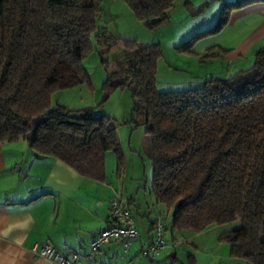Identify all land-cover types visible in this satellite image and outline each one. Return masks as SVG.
Wrapping results in <instances>:
<instances>
[{"label":"trees","instance_id":"obj_1","mask_svg":"<svg viewBox=\"0 0 264 264\" xmlns=\"http://www.w3.org/2000/svg\"><path fill=\"white\" fill-rule=\"evenodd\" d=\"M99 1L0 0V143L24 140L36 156L54 157L96 180L105 178L110 151L117 173L124 171L110 115L97 107L52 106L54 91L89 81L81 61L94 35L106 65L108 53L121 48L103 87L130 90L129 121L149 135L151 191L169 215L175 210L172 233L236 220L238 229L220 234L230 256L264 264V45L249 67L229 77L159 91L160 44L121 39L99 27ZM174 1L125 0L149 26L164 21ZM253 1L226 0L216 31L228 11ZM191 40L179 48L193 51ZM187 257L194 264V255Z\"/></svg>","mask_w":264,"mask_h":264},{"label":"rangeland","instance_id":"obj_2","mask_svg":"<svg viewBox=\"0 0 264 264\" xmlns=\"http://www.w3.org/2000/svg\"><path fill=\"white\" fill-rule=\"evenodd\" d=\"M225 1L175 0L165 20L155 26H149L135 16L125 0H100L98 25L121 39L134 40L140 44L159 43L162 56L156 69L157 90L183 89L189 86L187 81L200 80L208 74L225 73L229 74L228 77L233 75L237 70L233 66L241 58L238 61L227 60L225 58L229 51L227 48L232 50L231 48L242 42L262 19V15L256 12V5L261 4L264 7V0H256L228 11L227 22L216 31ZM90 40L91 50L81 61L89 81L54 91L51 97L52 106L63 104L75 109L97 107L110 115L116 124L124 153L127 180L135 173H139L141 176L139 194L145 195L150 203L152 166L148 147L149 135L144 132L142 126H136L129 121L132 107L130 90L124 87L107 91L103 87L108 69L116 68L115 60L120 58L121 48L114 47L108 53L109 62L106 65L102 62L94 35L90 36ZM189 40L192 41L193 51L188 52L179 48ZM260 45H264V41H261L258 47ZM245 55L243 61L247 68L253 63L254 54L247 52ZM114 164V155L108 151L106 171L108 176L116 179ZM145 184L146 190L143 188ZM161 210L162 216L169 222L171 215L167 213L165 207H161ZM154 213L151 211L150 215L153 216ZM132 214L134 220L140 217L134 209ZM238 228L239 222L231 220L213 224L198 233L187 230L174 232L177 241L167 240V246L173 247L176 242L178 243L175 249L177 255L175 264H188L187 253L194 255V264H251L243 258L230 256L228 242L220 239L222 232ZM141 259L144 263H149L147 259Z\"/></svg>","mask_w":264,"mask_h":264},{"label":"crops","instance_id":"obj_3","mask_svg":"<svg viewBox=\"0 0 264 264\" xmlns=\"http://www.w3.org/2000/svg\"><path fill=\"white\" fill-rule=\"evenodd\" d=\"M262 9L261 4L256 5L262 19L255 30L232 50L224 49L228 51L227 60L241 58L234 69H244V55L254 54L264 41ZM228 75L208 74L202 79ZM114 177L107 174L106 157L105 178L96 180L80 175L54 157L36 156L24 140L0 143V264H53L29 250L33 244L43 242L51 243L63 254L72 251L85 254L96 234L111 224L109 202L114 197L120 198L131 214L132 209L140 214L135 219L140 239L127 250L121 242L110 241L96 253V264H147L141 258L147 259L148 264H175L176 245L162 248L155 256L139 253L140 242L151 241L152 224L158 214L162 215L161 207L165 205L156 201L152 191L150 203L145 195L139 194V173L127 180L126 170L118 174L114 164ZM143 188L146 190V184ZM151 211L155 212L153 216ZM164 238L177 241L170 230V221L166 222Z\"/></svg>","mask_w":264,"mask_h":264},{"label":"built area","instance_id":"obj_4","mask_svg":"<svg viewBox=\"0 0 264 264\" xmlns=\"http://www.w3.org/2000/svg\"><path fill=\"white\" fill-rule=\"evenodd\" d=\"M109 208L112 218L111 224L96 234L90 241L85 254L76 251L63 254L49 242L33 244L29 248L30 252L35 256L49 260L53 264H79L82 261L88 264H96V253L110 241L117 240L121 242L124 249L127 250L134 241L140 239L134 217L127 205L118 197L110 200ZM165 225V218L158 214L153 222L151 241L149 243L140 242L139 253L142 256H155L168 245V241L164 238ZM175 245H177V242Z\"/></svg>","mask_w":264,"mask_h":264},{"label":"water","instance_id":"obj_5","mask_svg":"<svg viewBox=\"0 0 264 264\" xmlns=\"http://www.w3.org/2000/svg\"><path fill=\"white\" fill-rule=\"evenodd\" d=\"M156 20H152V22H155ZM178 206H180V203L178 204ZM175 215V210L174 211H172V213H171V216L173 217Z\"/></svg>","mask_w":264,"mask_h":264}]
</instances>
